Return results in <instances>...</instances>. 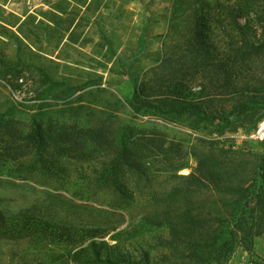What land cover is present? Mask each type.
<instances>
[{
  "label": "rangeland",
  "instance_id": "rangeland-1",
  "mask_svg": "<svg viewBox=\"0 0 264 264\" xmlns=\"http://www.w3.org/2000/svg\"><path fill=\"white\" fill-rule=\"evenodd\" d=\"M238 4L0 0V75L13 66L38 101L16 103L0 76V115L23 134L39 125L48 136L46 152L36 154L43 155L46 167L0 165V209L8 216L30 215L57 225L113 229L107 242H119L132 252L147 251L160 261L168 251L156 246V237L167 231L139 225L151 207L150 193L172 187L177 174L204 164L254 169L264 156V119L258 123L264 111L241 120L231 117L233 124L224 129L218 120L136 113L130 100L141 88L169 79L199 89L202 70L245 57L243 50L229 47L227 15L220 10L221 5ZM201 39L214 46L211 53L199 49ZM241 71L243 76L234 82L247 84L252 94H264V61L252 73ZM41 97L50 102H41ZM236 101L226 94L213 106L231 110ZM125 129L141 165L140 170L124 169L131 195L127 199L94 177ZM182 164L186 167L177 171ZM255 206L252 199L249 210ZM66 253L29 240H0V264H75ZM255 254L264 261V236L257 239ZM227 264H253L252 256L238 247Z\"/></svg>",
  "mask_w": 264,
  "mask_h": 264
},
{
  "label": "trees",
  "instance_id": "trees-1",
  "mask_svg": "<svg viewBox=\"0 0 264 264\" xmlns=\"http://www.w3.org/2000/svg\"><path fill=\"white\" fill-rule=\"evenodd\" d=\"M220 10L227 15L225 33L230 40L229 47L243 50L245 57L202 70L204 82L199 89L177 79L141 88L130 100L136 113L194 118L197 122L218 120L226 129L250 112L264 111V94H252L247 84L239 86L234 82L243 76L242 68L252 73L264 61V0H239L237 7L221 5ZM240 18L245 19L244 24H240ZM199 44V49L206 54L214 47L205 39ZM7 67L0 76L12 90H17L21 87L20 71L11 65ZM226 94L236 96L231 110L214 107V101L222 100ZM40 99L45 104L50 102L44 97ZM263 119L264 112L258 123ZM7 121L0 115V165L19 163L20 168L28 170L46 167L43 155H36L46 152L47 148L48 136L42 128L38 125L23 134L11 128ZM129 142L125 129L113 143L109 160H103L94 176L125 199L131 195L123 181L124 169H141L138 152ZM31 154L35 156L29 158ZM185 167L182 164L176 170ZM177 177L179 180L172 187L150 193L151 207L139 223L144 228L167 231V235L156 237V246L168 251L160 261L147 251L132 252L119 242H107L105 239L113 229L57 225L30 215L8 216L1 209L0 240H29L59 248L75 264H227L238 247L252 256L253 264H264L255 254L257 239L264 236V156L250 171L204 164L196 171L177 174ZM252 199L256 200L254 211L249 210Z\"/></svg>",
  "mask_w": 264,
  "mask_h": 264
},
{
  "label": "built area",
  "instance_id": "built-area-1",
  "mask_svg": "<svg viewBox=\"0 0 264 264\" xmlns=\"http://www.w3.org/2000/svg\"><path fill=\"white\" fill-rule=\"evenodd\" d=\"M19 84L21 85V87L17 90L12 91L13 99L16 103L24 104L38 102L36 97L33 95V91L29 90L28 83L23 77L19 78ZM258 136L263 139L261 137V132H259Z\"/></svg>",
  "mask_w": 264,
  "mask_h": 264
},
{
  "label": "bare ground",
  "instance_id": "bare-ground-1",
  "mask_svg": "<svg viewBox=\"0 0 264 264\" xmlns=\"http://www.w3.org/2000/svg\"><path fill=\"white\" fill-rule=\"evenodd\" d=\"M264 125V124H263Z\"/></svg>",
  "mask_w": 264,
  "mask_h": 264
}]
</instances>
